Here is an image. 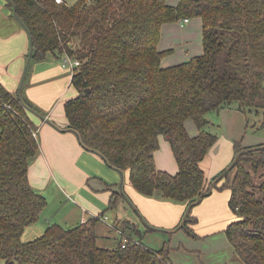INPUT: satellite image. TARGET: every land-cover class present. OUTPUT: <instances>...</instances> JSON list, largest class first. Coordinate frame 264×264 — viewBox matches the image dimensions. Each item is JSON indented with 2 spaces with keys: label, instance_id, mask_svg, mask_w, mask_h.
<instances>
[{
  "label": "trees",
  "instance_id": "16d2710c",
  "mask_svg": "<svg viewBox=\"0 0 264 264\" xmlns=\"http://www.w3.org/2000/svg\"><path fill=\"white\" fill-rule=\"evenodd\" d=\"M6 1L28 32L32 60L52 54L81 62L71 75L77 95L63 108L82 147L98 153L109 167L128 171L140 194L184 204L177 227L192 237L197 223L192 207L212 189H228L235 220L224 230L227 240L242 264H264V144L234 142L232 166L211 180L201 168L217 140L209 113L232 107L244 115L261 113L264 126V0H179L176 5L166 0ZM196 17L202 21V54L162 67L168 54L158 49L162 24ZM23 104L31 108L20 90L18 95L0 83V260L172 264L167 242L148 248L144 232L129 221L114 227L135 242L122 247L116 235L101 236L100 216L70 228L51 224L42 235L21 240L46 206L28 179L38 141ZM188 119L196 135L186 130ZM161 136L175 158L174 174L156 167ZM229 171H234L231 178ZM119 197L112 194L110 208ZM98 238H112L115 244L99 245Z\"/></svg>",
  "mask_w": 264,
  "mask_h": 264
},
{
  "label": "crops",
  "instance_id": "0c3cea01",
  "mask_svg": "<svg viewBox=\"0 0 264 264\" xmlns=\"http://www.w3.org/2000/svg\"><path fill=\"white\" fill-rule=\"evenodd\" d=\"M178 1L166 0L169 5H176ZM158 49L168 51V54L161 59L162 67L173 66L201 55L203 52L201 19L197 17L188 19L183 26L179 22L162 24ZM29 50L28 32L16 18L7 1L0 0V83L10 92L19 90ZM71 89L75 93H70ZM20 92L31 109L38 114L28 111L30 120L37 127L38 141V151L29 163L30 185L44 197L47 195L44 189L51 188L53 190L50 194L51 201L54 200L53 193L59 197L63 196L64 201L60 200L59 203L63 206L68 203L69 211H73L69 213L74 214L71 225L64 226L59 224L66 223L63 218L61 222L52 216L47 220V214L42 211L40 216H44L47 226L58 223L64 228H70L100 216L105 217V222L100 221L98 232L101 236L112 238L113 234L107 233V228L122 221L135 224L144 233L147 230H141L144 223L152 225L153 230L159 227L161 231L177 227L186 211L184 204L140 194L130 184L128 171L119 172L109 167L98 153L85 150L77 134L68 127L63 105L72 95L76 96L77 91L71 85V73L61 66L60 59L52 54H48L42 61L30 59ZM207 118L213 124L227 125L228 137L238 139L245 115L232 107L218 113L211 112ZM189 122V124L187 121L185 123L186 130L190 135H196L195 124L192 120ZM212 149L213 151L201 162V168L208 180L211 178L207 176V167L204 164L207 158L212 161L211 167V161H207L210 175L213 171H218L221 165L219 159L217 161V157H214L217 152L215 147H211ZM154 160L158 169L171 174L176 173L175 158L169 144L162 136L159 139V148L154 152ZM215 167L217 168L213 170ZM220 186L221 184H218V187ZM113 193L121 197L116 201L115 206L110 208L109 202ZM229 195L230 191L226 188L212 189L192 207L191 213L197 218L193 232L194 238L198 240L194 243L185 241L183 237L186 236H176L175 234L180 231L178 228L168 233L170 241L165 240L163 244L167 242L169 245L172 264H210L202 259V254L208 245L207 241H211L209 244L211 245L218 238L220 247H224L226 251L224 263L242 264L236 258L226 235V239L221 235L222 232L225 234L227 225L235 220V215L228 206ZM59 210L63 212L64 208L61 207ZM33 234L37 235V232ZM176 238L180 239L177 247V244L173 245ZM199 238H204L206 241H201Z\"/></svg>",
  "mask_w": 264,
  "mask_h": 264
},
{
  "label": "rangeland",
  "instance_id": "374dc122",
  "mask_svg": "<svg viewBox=\"0 0 264 264\" xmlns=\"http://www.w3.org/2000/svg\"><path fill=\"white\" fill-rule=\"evenodd\" d=\"M74 0H69V2H73ZM73 89H71L70 93H73ZM75 93V92H74ZM74 96V95H72ZM71 96V98H73ZM215 113V112H212ZM244 114V113H243ZM190 119L187 120V124H189ZM247 121H248V126H247ZM261 121H262V116L261 113L259 114H255L254 112L250 113V114H246L245 118L242 122V125L240 127V131H239V135L240 136L238 139H231L228 137V126L224 125L223 126L220 123H215L213 124V127L211 128V132L214 133L215 135H217V140L215 142V144L212 147H215V151L216 154L214 155V157H217V161L219 159V163L221 164L218 168V171H213V173L210 175V168L207 165V161H211L210 158H207L208 160H206L204 162V164L207 167V176L210 177L211 179L219 174L221 171L229 169L232 166V159L234 156V142H237V144L240 147H247V146H252V145H257V144H264V126H261ZM228 141V143H227ZM167 142V141H166ZM213 151V149H210L211 153ZM212 157V154H211ZM212 165V161L210 163V167ZM217 167L213 168L216 169ZM233 172L234 171H229L228 176L229 178H231L233 176ZM254 177L256 178V176L254 175ZM210 179V180H211ZM52 189L51 188H47L44 189V192L47 193V195H45L46 199H47V204L46 206L43 208L42 211H44L47 214V220L50 216L56 218V220H59V222H61V218L64 219V221H66V223H59L61 225L64 226H69L71 225V220L74 217V214L69 213V212H73L72 210L69 211V207H67L66 205H62L60 202L64 201L63 196L59 197L58 195H55L54 193L52 194V198H54L53 201H51V193H52ZM64 208V211H60V208ZM41 211V213H42ZM44 218V216H40V218L30 224L29 226H27L28 228L25 229V231H23L22 235H21V240L22 241H27V240H32L34 237L36 236H40L44 233L45 228L47 226L46 220ZM58 224V223H57ZM68 224V225H65ZM152 227V229H150L149 227ZM155 228V227H154ZM180 229L179 226L176 227L175 229H167V234L166 231L164 229V231H161L159 227H156L153 230V226L149 225L148 223H144L143 226L141 227V230H145L146 232L144 233L143 236V243L145 246H147L150 249H159L161 248L163 242L166 240H169V235L168 233L173 232L176 229ZM109 229V228H107ZM111 230V229H110ZM107 232V230H105ZM34 232H37V235L33 234ZM107 233H112L113 235H116L117 237V233L114 232V230H112L111 232H107ZM178 234H175L176 236H186L183 237L185 239V241H189L188 243H194V241H197L198 238H194L192 236H189L184 229H180L179 232H177ZM221 235L226 239L225 234L222 232ZM201 239V241L204 240V238H199ZM179 238H176V240L174 241V246L176 245V247L179 245ZM219 238L216 240L215 243H212L211 245H209L211 243V241H207L206 245L207 247H205V251L202 254V259L206 262V263H210V264H226L224 263L225 259H226V255L224 252L225 249L224 247H220V244L218 242ZM170 241V240H169ZM206 241V240H204ZM113 242V243H111ZM111 243V245H109ZM188 243H184L185 245H187ZM98 244L102 245V246H113L115 244V241L111 238L110 240H106V239H101L98 238ZM182 252V250H180ZM183 253V252H182ZM176 254V253H175ZM177 255V254H176ZM0 264H5V262L0 260Z\"/></svg>",
  "mask_w": 264,
  "mask_h": 264
},
{
  "label": "built area",
  "instance_id": "2783aa9c",
  "mask_svg": "<svg viewBox=\"0 0 264 264\" xmlns=\"http://www.w3.org/2000/svg\"><path fill=\"white\" fill-rule=\"evenodd\" d=\"M56 2H57V3H62L63 0H56ZM178 22H179V24H180L181 26H183L186 22H188V19H187V18H185V19H181V20H179ZM80 65H81V62H80L78 59L72 58V57H70V56H68V55H65V56L63 57V59H61V66H62L64 69L68 70V71L71 73V75L77 70V68H78ZM100 220H101L102 222H105V217H100ZM109 226H110L111 228H113V229L116 231V233H117V235H118V238H119V240L121 241V246H122V247H125V245H126L127 243H129V242H135V241H134V238H133L132 236H130L129 234H127L126 232H124V231H122V230H120V229H117V228H115V227L112 226V225H109Z\"/></svg>",
  "mask_w": 264,
  "mask_h": 264
},
{
  "label": "water",
  "instance_id": "95a60500",
  "mask_svg": "<svg viewBox=\"0 0 264 264\" xmlns=\"http://www.w3.org/2000/svg\"><path fill=\"white\" fill-rule=\"evenodd\" d=\"M18 19V18H17ZM22 24V23H21ZM23 25V24H22ZM31 54H32V45H30V50H29V53H28V57H27V63H26V69H27V67H28V64H29V62H30V59H31ZM26 69H25V73H26ZM25 73H24V75H25ZM24 75H23V77H22V80H21V84H20V87H19V90H20V88H21V86H22V82H23V79H24ZM19 90H18V92H17V94L19 95ZM89 91V89H85V92H88ZM23 106L26 108V110H28L29 112H31V113H33V114H35V115H38L35 111H33L31 108H29L27 105H25V104H23ZM122 174V173H121Z\"/></svg>",
  "mask_w": 264,
  "mask_h": 264
}]
</instances>
